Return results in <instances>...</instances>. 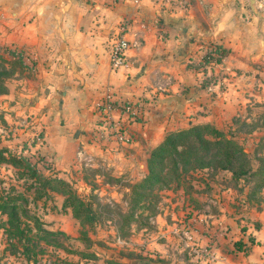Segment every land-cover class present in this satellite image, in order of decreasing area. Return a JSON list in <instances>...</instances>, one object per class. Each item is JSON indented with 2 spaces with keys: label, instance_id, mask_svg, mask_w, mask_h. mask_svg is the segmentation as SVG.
<instances>
[{
  "label": "crops",
  "instance_id": "0c3cea01",
  "mask_svg": "<svg viewBox=\"0 0 264 264\" xmlns=\"http://www.w3.org/2000/svg\"><path fill=\"white\" fill-rule=\"evenodd\" d=\"M258 5V0H0V48L22 49L24 61L32 63L30 75L0 95L6 130L16 129L4 145L30 137L22 153L42 156L57 175L90 168L95 175L139 178L148 150L166 131L202 122L221 126L247 103L264 101V9ZM126 17L125 63L110 68L111 38ZM211 43L227 52H214L196 66ZM208 75L210 81L202 83ZM106 95L138 101L139 114L118 116L129 134L125 142L104 138L95 128L96 103ZM19 120L24 126L17 129ZM209 184L214 188L199 196L201 208L184 202L190 214L179 223H186L184 242L199 246L192 264H264V193L241 194L235 211L228 205L229 188ZM163 207L158 215L165 228L159 230L167 235L174 227L166 219L176 214L174 202ZM174 229L170 243L176 244L182 230ZM164 244L151 243L167 252Z\"/></svg>",
  "mask_w": 264,
  "mask_h": 264
},
{
  "label": "rangeland",
  "instance_id": "374dc122",
  "mask_svg": "<svg viewBox=\"0 0 264 264\" xmlns=\"http://www.w3.org/2000/svg\"><path fill=\"white\" fill-rule=\"evenodd\" d=\"M0 53L11 58L5 46L0 48ZM31 71L16 67L14 73L4 79L7 88L9 89L16 79L30 75ZM14 124L17 129L24 126V122L20 120ZM1 125L5 131L0 129V146H5V140L11 138V130L16 129L12 125L10 130H6L8 125L2 119L0 112V127ZM216 127L234 136L251 158L253 168L257 164L255 157L264 156V101L247 103L243 111L233 114L221 126ZM28 141L31 142L30 137L19 139L17 143L7 147L11 152H22L21 149ZM25 155L32 162H36V166L44 175L60 176L67 180L81 197L90 202L96 213V219L91 225L80 224L72 216L70 209L61 205L62 194L41 187L38 181L23 174L20 168L8 163H0V194L20 193L23 198H18L17 202L25 206L29 214L35 215L43 227L64 232V235L55 234L57 244L38 241L43 251L35 255L33 262L27 261L21 252L22 241L6 235L3 229L6 215L0 212V264H102L109 257L123 264H192L200 255L194 253L191 247L199 246L184 242L187 239L184 233L186 223L180 224L184 223L182 219L190 214L185 211L187 208L184 202L187 200L189 204L201 208L199 196L211 192L214 187L209 182L216 181L222 188H229L232 198L228 205L236 211L238 205L235 202L239 201L238 197L248 190L251 179L254 178L247 176V182L235 180L228 170L216 167L178 169L179 174L171 175L167 186L155 190L158 194L156 199L150 198L144 208L134 210L133 220L119 228L122 222L121 214L128 210L129 185L142 175L135 179L125 174L112 176L107 171L95 175L90 168L70 169L67 174L57 175L51 164L42 156H35L32 152ZM237 183L243 188L242 192L233 188L238 187L235 185ZM228 191L226 190V193L229 194ZM172 202H174L173 212L176 214L173 216L172 213H167L166 219L169 223L174 222L170 226L174 227L171 229L173 231L169 229L166 235L159 230V226L162 225L161 230H163L165 224L158 213L164 211L163 206L166 204L171 207ZM179 226L182 230L178 233L180 241L176 244L170 243L171 236L176 233L174 228ZM81 230L86 231L91 240L89 243L80 238ZM156 241H165L167 252L156 251L154 245H151ZM191 255H195L194 259Z\"/></svg>",
  "mask_w": 264,
  "mask_h": 264
},
{
  "label": "trees",
  "instance_id": "16d2710c",
  "mask_svg": "<svg viewBox=\"0 0 264 264\" xmlns=\"http://www.w3.org/2000/svg\"><path fill=\"white\" fill-rule=\"evenodd\" d=\"M5 47L11 58L0 53V94L8 91L4 79L11 76L16 67L32 69V63L24 61L22 49ZM214 52L221 56L227 52V49L216 43L209 44L204 49L202 58L197 61L196 66L208 62ZM219 59V57H215V60ZM211 78L212 75H208L202 78L201 82L210 81ZM255 159L257 164L253 168L251 158L234 136L209 122L193 123L186 127L166 131L160 141L148 150L145 158V173L129 185L128 210L121 214L122 222L119 224V228L133 220L134 210L144 208L150 198L156 199L158 194L155 190L167 186L170 183L171 175L179 174L178 169L216 167L228 170L233 179H240L244 182H247V176H253L254 178L251 179V184L244 194L247 198H256L260 191L264 193V156L255 157ZM0 163L18 167L23 174L38 181L41 187H47L62 194L61 205L68 207L72 216L80 224L91 225L96 219V213L90 202L81 197L67 180L60 176L44 175L36 166V162H32L21 151L15 153L11 152L7 146H0ZM235 185L238 187L233 188L242 192L243 188L240 187V184ZM18 198H23L20 193L0 194V212L6 215L3 229L7 236L22 241V254L27 261L33 262L35 255L43 251L38 241L57 244L55 234L64 235V232L43 227L35 215L29 214L25 206L17 202ZM80 238L87 243L91 241L85 230H81ZM239 243V240L233 241L235 247H240ZM102 264L123 263L109 257Z\"/></svg>",
  "mask_w": 264,
  "mask_h": 264
},
{
  "label": "built area",
  "instance_id": "2783aa9c",
  "mask_svg": "<svg viewBox=\"0 0 264 264\" xmlns=\"http://www.w3.org/2000/svg\"><path fill=\"white\" fill-rule=\"evenodd\" d=\"M259 7L264 9V0H258ZM128 18H121L118 20L115 31L111 38L109 50H108V63L110 68H115L125 63V50L128 45V41L124 36V33L128 26ZM203 54V53H202ZM201 54V58H202ZM204 63V62H203ZM138 101L112 99L110 95L104 96L100 101L96 103L99 111V118L95 122V128L99 135L104 138H112L116 142H125L129 138V134L126 130L124 121L118 116L122 111L128 112L130 115L139 114L140 108ZM118 114V115H115ZM189 237H187L188 239ZM191 242V241H190ZM192 245L194 243H186ZM193 252L200 255V250L195 247H191Z\"/></svg>",
  "mask_w": 264,
  "mask_h": 264
},
{
  "label": "water",
  "instance_id": "95a60500",
  "mask_svg": "<svg viewBox=\"0 0 264 264\" xmlns=\"http://www.w3.org/2000/svg\"><path fill=\"white\" fill-rule=\"evenodd\" d=\"M77 135V130L75 131V133H74V136H76Z\"/></svg>",
  "mask_w": 264,
  "mask_h": 264
}]
</instances>
